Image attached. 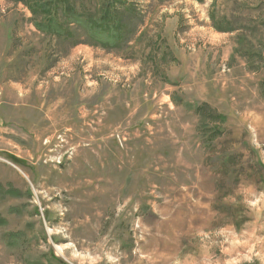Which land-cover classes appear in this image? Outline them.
Returning a JSON list of instances; mask_svg holds the SVG:
<instances>
[{
	"label": "rangeland",
	"instance_id": "rangeland-1",
	"mask_svg": "<svg viewBox=\"0 0 264 264\" xmlns=\"http://www.w3.org/2000/svg\"><path fill=\"white\" fill-rule=\"evenodd\" d=\"M16 1L0 0V264H264V0H70L123 11L113 49L76 25L45 36Z\"/></svg>",
	"mask_w": 264,
	"mask_h": 264
},
{
	"label": "trees",
	"instance_id": "trees-1",
	"mask_svg": "<svg viewBox=\"0 0 264 264\" xmlns=\"http://www.w3.org/2000/svg\"><path fill=\"white\" fill-rule=\"evenodd\" d=\"M29 1L30 0H17L16 2H20L21 4H24V6H27L33 14L32 16H35L38 12L45 17L42 21L35 20L34 24L35 28L42 32L45 36H50L52 35L51 33L60 35V32H62L65 37L73 38V36H75V28L73 26L76 25L77 29L82 30V36H84L86 41L94 44H97L99 41L100 44L104 45L108 49L117 48L115 46L120 48L123 45L128 44L132 37L133 28L122 21L123 11L113 8L111 4H107L104 8L100 9L101 13L98 18H92L87 17L84 14L78 16L77 13L71 9L69 4L70 0H68V3L66 0H58L57 2L55 0L39 4H34L32 1L29 3ZM61 4L64 7V17H55ZM124 9L125 13L133 12L131 7L128 5L123 7V10ZM47 10L48 13L45 16L44 12ZM131 15H133V13H131ZM212 20L214 29L225 32L223 31L224 27L221 20L219 22L214 19ZM100 26L104 27L100 28ZM100 29L107 32V39H102V37L98 35L97 31ZM99 38L102 40L101 42Z\"/></svg>",
	"mask_w": 264,
	"mask_h": 264
},
{
	"label": "bare ground",
	"instance_id": "bare-ground-1",
	"mask_svg": "<svg viewBox=\"0 0 264 264\" xmlns=\"http://www.w3.org/2000/svg\"><path fill=\"white\" fill-rule=\"evenodd\" d=\"M59 252V251H58Z\"/></svg>",
	"mask_w": 264,
	"mask_h": 264
}]
</instances>
